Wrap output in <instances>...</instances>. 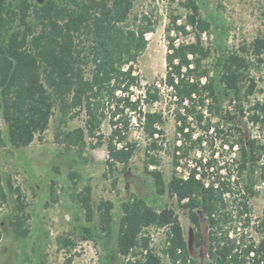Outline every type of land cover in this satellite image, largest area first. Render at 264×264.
I'll return each mask as SVG.
<instances>
[{"label": "trees", "instance_id": "obj_1", "mask_svg": "<svg viewBox=\"0 0 264 264\" xmlns=\"http://www.w3.org/2000/svg\"><path fill=\"white\" fill-rule=\"evenodd\" d=\"M33 2L0 0V143L20 150L35 139L41 141L57 105L62 120L83 114L84 127L57 133L55 142L75 147L78 157L86 147V138L95 141V147L105 145L104 164L110 175L117 165L123 169L128 166L136 148L126 142L128 115L134 116L150 148L156 149L163 134V118L161 113L145 112L141 104L157 102L158 89L141 87L132 66L147 47L146 34L151 32V24L144 18L145 24L127 25L133 0ZM183 6L189 12L185 23L176 25L173 18L166 28L169 52L164 85L177 100L178 110L184 111L177 115L176 132L184 138L177 151L184 146L185 138L191 139L187 118L205 101H209V110L220 112L222 104L232 96L237 111L227 116L231 123L245 118L250 124L264 125V106L256 105L248 108L249 113L244 112L243 84L248 82L246 94L255 88L254 81L247 79L252 64L246 55L228 50L226 21L206 0H185ZM188 27L194 31V42L174 46L169 35L173 31L187 35ZM202 34L212 38L216 54L209 80L207 71L201 70L208 57ZM251 57L264 64V34L251 44ZM200 78L206 79L204 85L199 83ZM135 90L142 94L135 97ZM184 103L189 108L182 107ZM196 116L200 121V113ZM106 120L110 134L104 141L101 127ZM238 150L240 159L234 162L238 173H245L243 195L234 181L197 179L195 169L186 179L171 175L165 180L160 171L150 169L155 157L147 153L143 170L152 182L151 192L133 194L121 204L116 218L110 202L100 201L93 206L91 190L85 187L67 203L72 236L63 244L73 247L70 238L74 237L93 243L98 249V264H199L189 253L176 214V210H182L193 226L195 248L205 246V264H264V208L253 221L247 199L256 195L257 171V178L264 183V163H260L263 147L248 136L240 139ZM72 185L70 181L67 188ZM8 193L17 203L8 224L13 234L23 240L18 264H36L28 250L30 233L22 194L9 178L2 185L0 176V203L6 201ZM163 197L170 204L162 203ZM199 213L206 222V236ZM150 229L164 231L160 253L151 247Z\"/></svg>", "mask_w": 264, "mask_h": 264}, {"label": "rangeland", "instance_id": "obj_2", "mask_svg": "<svg viewBox=\"0 0 264 264\" xmlns=\"http://www.w3.org/2000/svg\"><path fill=\"white\" fill-rule=\"evenodd\" d=\"M206 1L226 21L229 31L228 50L251 59L247 79L254 81L255 88L251 94H246L248 82L242 87L244 112L249 113L248 108L264 106V64L256 63L251 57V44L264 34V0ZM184 3L185 0H133V8L127 21L129 27L145 24L144 18L151 24V32L146 34L147 47L132 66L141 87L146 89L156 87V84L159 86L158 101L148 105L141 104L145 112H158L162 115L163 134L158 139L156 149L150 148V141L145 139L133 120L134 116L128 115L130 121L126 142L136 148L128 166L123 169L117 165L110 175L104 164L107 157L105 145L95 147V141L86 138V147L81 157H78L75 147L55 142L57 133L84 127L83 114L74 118L67 116L62 120L57 105L41 141L35 139L28 147L20 150H13L0 143L2 185L5 186L9 178L12 186L19 188L22 194L30 233L28 250L36 264H98V249L93 243L74 237L70 238L74 242L73 247L63 244L65 238L72 236L67 203L88 187L91 190V204L95 206L100 201L110 202L113 205L112 213L117 218L121 204L129 197L133 194L140 196L152 190V182L143 170L148 160L147 153L155 157V165L150 169L160 171L165 180L171 175L183 177L194 167H199L197 171L205 181L229 179L237 184L242 195L246 177L245 173H238L234 162L240 159V139L248 136L255 139L257 145L263 147L260 163H264V125L260 122L250 124L245 118L241 122L236 120V123H231L227 116L231 117L237 111L231 101L232 96L222 104L220 112L209 110V101H205L204 106L196 107L195 113L186 122L191 139L189 141L185 138L182 149L176 150L184 139L176 132L177 115H183L184 111L178 110L177 100L173 99L172 93L163 83L167 72L165 58L168 54L166 28L171 26L173 18H176V25L185 23L189 12L183 6ZM169 37L178 39L179 44H187L194 42V31L188 27L187 35H178L173 31ZM201 41L208 49V57L202 62L201 70L207 71L209 80L215 69L216 54L208 34ZM85 70L88 72L89 67L86 66ZM196 75L192 76L195 80ZM141 94V90H135L134 96ZM182 107L189 108L185 103ZM196 113H200V121ZM2 132L3 124L0 121V137ZM101 134L104 141L110 134L107 120L101 127ZM255 175L256 195L247 198L253 221L261 216L264 208V183L257 178L258 171ZM113 178L116 179L114 184ZM70 181L73 185L67 188ZM161 201L169 203L166 197ZM16 206L15 198L10 193L7 194L6 201L0 203V264H18L19 261L23 240L13 234L8 224L16 212ZM176 214L190 255L199 264H205V246L195 248L193 226L182 210H176ZM199 219L202 233L206 236V222L200 213ZM149 234L152 249L160 253L165 239L164 231L150 229Z\"/></svg>", "mask_w": 264, "mask_h": 264}, {"label": "built area", "instance_id": "obj_3", "mask_svg": "<svg viewBox=\"0 0 264 264\" xmlns=\"http://www.w3.org/2000/svg\"><path fill=\"white\" fill-rule=\"evenodd\" d=\"M180 35V34H179ZM206 34H202L201 35V40L203 39V36H205ZM210 39H212L211 37H210ZM177 40L178 39H176V40H174V46H178L179 45V43L177 42ZM169 52V51H168ZM199 83L201 84V85H204L205 83H206V79L205 78H200L199 80ZM164 84V83H163ZM156 87V89L157 88H159V86H158V84H156L155 85ZM165 86V85H164ZM166 87V86H165ZM170 92H171V90L169 89V88H167ZM173 99L174 100H176L174 97H173ZM229 109H231V106L229 105ZM180 146V145H179ZM195 168V170H196V173H197V175H196V178L197 179H200V178H202V175H201V173H199L197 170V168H199V167H194ZM190 172V171H189ZM189 172L188 173H186V175H184L183 177H179V178H182V179H186V177L188 176V174H189ZM203 179V178H202ZM205 181V180H204Z\"/></svg>", "mask_w": 264, "mask_h": 264}]
</instances>
